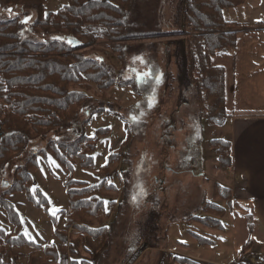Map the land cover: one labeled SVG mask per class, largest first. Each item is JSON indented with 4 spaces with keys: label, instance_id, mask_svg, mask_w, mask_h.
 Instances as JSON below:
<instances>
[{
    "label": "rangeland",
    "instance_id": "1",
    "mask_svg": "<svg viewBox=\"0 0 264 264\" xmlns=\"http://www.w3.org/2000/svg\"><path fill=\"white\" fill-rule=\"evenodd\" d=\"M183 1L137 0L131 21L137 20L138 25L147 18L156 30L175 31L176 15H181L177 7ZM44 3L47 13H56L68 0ZM12 15L8 10L0 11L2 19ZM32 19L31 13L27 22ZM227 27L225 31L232 29ZM186 33L189 37L128 43L125 47L132 50L124 54L123 64L105 40H97L93 47L82 50L85 58H103L106 65L119 73V80L105 91L92 84L70 86L77 91L85 89L89 96L88 104L72 110L73 127L61 133L48 132L32 139L17 155L11 154L12 159L0 177V199L11 203L19 224L18 229L10 224L0 206V230L5 235L21 234L40 250L3 244L0 264H60L43 254L48 246L57 252L65 251L66 259L78 264H180L177 255H192L200 247L202 253L211 255L225 246V239L217 241L224 234L217 235L216 229L191 220L216 219L219 212L212 207L226 205L227 193L223 188L229 181L228 170L218 161L216 141L231 142V133L227 122L219 127L201 117L208 105L204 90L200 103L193 89L183 93L176 81L174 53L178 41H187L198 56L194 50L196 34L189 28ZM76 38L86 43L82 37ZM145 72L150 75L141 80L139 77ZM127 82L137 85L141 97L125 87ZM3 104L0 100V127L7 109ZM78 135H82L79 150L92 158V166L83 168L78 159L71 158L73 168L69 173L46 150L60 144L72 145ZM116 153L117 159L109 163V156ZM35 157L29 170L31 193L35 201H39L41 194L44 206L31 203L24 193L8 194V185L15 183L26 161ZM69 176L84 182L87 188L104 183L99 191L103 208L87 220L92 229H108L115 221L106 240L80 235L75 227L65 229L66 217L62 212L68 208V197L64 183ZM56 231L65 234L66 243L57 239ZM192 232L213 240L214 246H201Z\"/></svg>",
    "mask_w": 264,
    "mask_h": 264
},
{
    "label": "trees",
    "instance_id": "2",
    "mask_svg": "<svg viewBox=\"0 0 264 264\" xmlns=\"http://www.w3.org/2000/svg\"><path fill=\"white\" fill-rule=\"evenodd\" d=\"M136 1L68 0V4L56 13H47L44 0H0V11L11 9L10 13L14 14L8 18L0 17V100L7 108L0 127V177L5 165L12 159L11 154L17 155L21 150L23 151L32 139L52 131L61 133L73 127L75 114L72 110L88 104L89 96L85 89L79 88L80 90L77 91L70 86L92 84L98 90L105 91L118 82L119 73L106 65L103 58L99 57L95 60L85 58L81 54L83 49L93 47L97 40H105L109 49L123 64L125 62L123 56L130 49V46L125 47L128 43L140 44L143 41L174 36L185 38L190 35L186 33V28L191 29L196 34L194 39L197 42L194 50L197 51L198 56H195L187 41H178L174 53L176 81L183 93L193 89L200 103L204 90L208 105L201 117L215 126H225L228 119L223 109V73L219 68H212L209 60L213 56L226 54L234 48L235 34L225 31L228 24L224 21L222 12L239 7L245 0H184L177 7L181 12V15H176L174 23L177 30L170 32H162L151 27V20L147 18L135 25L137 20L131 21V15L137 9ZM31 13L32 21L22 23ZM78 36L85 39L86 43L76 38ZM67 40L77 41L80 44L72 46ZM196 59L199 60L198 66ZM198 80L200 81L197 82ZM125 87H130L139 96L134 82H127ZM80 138L82 135L76 136L72 145L60 144L46 150L69 173L73 168L71 158L78 159L83 168L92 166V158L85 151L79 150ZM216 145H218L216 150L219 163L223 168H229L230 141L220 139L216 141ZM117 156V153L110 155L108 162L115 161ZM35 159L36 157L26 161L27 169L24 168L19 175H16L14 184L8 185V194L24 193L31 203L44 206L45 198L39 194V201H35L31 193L29 170L34 165ZM103 184L87 185V188L84 182L76 181L71 176L67 178L64 185L68 208L62 212L66 217V230L75 227L80 235H86L94 240L105 239L113 230L115 221L108 229H104L105 227L92 229L87 220L95 217L103 208L102 196L99 193ZM223 191L227 193L225 202L229 208V190L223 188ZM0 206L6 212L10 224L18 229L17 213L11 203L0 199ZM211 210L219 212L216 219L191 218V220L221 230L219 219L223 217L225 210L219 206H213ZM249 231L250 233L252 231L250 221ZM62 233L56 231L55 235L62 243H66L65 234ZM192 237L201 246L212 244L196 234H192ZM3 244L40 250L38 245L28 241L21 234L5 235L0 230V247ZM250 244L249 238L240 254L245 253ZM3 253L0 252V261ZM43 254L56 259L60 264H78L75 261L69 262L65 251L57 252L53 246L45 247ZM177 260L180 264H196L188 259Z\"/></svg>",
    "mask_w": 264,
    "mask_h": 264
},
{
    "label": "crops",
    "instance_id": "3",
    "mask_svg": "<svg viewBox=\"0 0 264 264\" xmlns=\"http://www.w3.org/2000/svg\"><path fill=\"white\" fill-rule=\"evenodd\" d=\"M223 19L232 27L226 31L235 34V45L211 57L209 64L223 73V109L231 133L229 181L224 187L230 207L221 206L222 229L215 232L225 235L217 239H225V246L211 255L200 247L192 255L175 257L196 264H218V259L219 264H264V0H245L224 10ZM249 238V249L240 254Z\"/></svg>",
    "mask_w": 264,
    "mask_h": 264
},
{
    "label": "snow or ice",
    "instance_id": "4",
    "mask_svg": "<svg viewBox=\"0 0 264 264\" xmlns=\"http://www.w3.org/2000/svg\"><path fill=\"white\" fill-rule=\"evenodd\" d=\"M8 11L11 12V9H9ZM22 23H27V19H25L24 21H22ZM149 75H150V73L145 72V73H143L139 78H140L141 80H143V79L147 78ZM149 104H150V106H151L152 102L150 101ZM133 120H134V122H136V117H133ZM139 187H140V189H141V193H143V188H142V186H139Z\"/></svg>",
    "mask_w": 264,
    "mask_h": 264
},
{
    "label": "water",
    "instance_id": "5",
    "mask_svg": "<svg viewBox=\"0 0 264 264\" xmlns=\"http://www.w3.org/2000/svg\"><path fill=\"white\" fill-rule=\"evenodd\" d=\"M68 43H70L72 46L76 45V44H80L79 42L77 41H71L70 40H67Z\"/></svg>",
    "mask_w": 264,
    "mask_h": 264
}]
</instances>
